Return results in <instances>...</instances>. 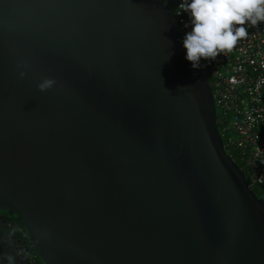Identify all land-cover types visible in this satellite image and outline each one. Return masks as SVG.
<instances>
[{"label": "water", "instance_id": "1", "mask_svg": "<svg viewBox=\"0 0 264 264\" xmlns=\"http://www.w3.org/2000/svg\"><path fill=\"white\" fill-rule=\"evenodd\" d=\"M183 35L162 0H0V215L40 263L264 264Z\"/></svg>", "mask_w": 264, "mask_h": 264}, {"label": "built area", "instance_id": "2", "mask_svg": "<svg viewBox=\"0 0 264 264\" xmlns=\"http://www.w3.org/2000/svg\"><path fill=\"white\" fill-rule=\"evenodd\" d=\"M162 1L173 8L175 28L189 31V17L180 9L183 0ZM244 27L247 35L231 51L200 65L211 83L220 134L226 136L224 150L240 162L248 185L264 199V23ZM25 264L43 263L33 253Z\"/></svg>", "mask_w": 264, "mask_h": 264}, {"label": "clouds", "instance_id": "3", "mask_svg": "<svg viewBox=\"0 0 264 264\" xmlns=\"http://www.w3.org/2000/svg\"><path fill=\"white\" fill-rule=\"evenodd\" d=\"M182 12L189 17L190 30L181 40L184 59L193 69L201 60L215 58L229 52L237 40L247 35L245 24L264 23V0H183ZM53 82L44 80L40 90Z\"/></svg>", "mask_w": 264, "mask_h": 264}, {"label": "trees", "instance_id": "4", "mask_svg": "<svg viewBox=\"0 0 264 264\" xmlns=\"http://www.w3.org/2000/svg\"><path fill=\"white\" fill-rule=\"evenodd\" d=\"M218 126L220 128L219 124ZM224 138L226 139L225 135ZM235 162L240 167V162H238L237 160ZM253 190L256 193V195L259 196V191L257 190V188H253ZM2 215L5 217L7 223L5 226H1L0 224V264H11L5 258L2 257V254L5 253L6 251L9 252L8 247H10L12 243H14L15 246L17 247L18 251L16 255L21 257L20 261L17 262V264H25L29 256L33 254V251H31L32 248L31 250L28 248L29 244L28 245L26 244L25 237L22 236V233L24 232L22 229L21 222L18 218L7 217L4 214Z\"/></svg>", "mask_w": 264, "mask_h": 264}, {"label": "crops", "instance_id": "5", "mask_svg": "<svg viewBox=\"0 0 264 264\" xmlns=\"http://www.w3.org/2000/svg\"><path fill=\"white\" fill-rule=\"evenodd\" d=\"M6 256H5V259L10 262L11 264H17V262L20 261L21 257L16 255L15 256V253H11L10 251L9 252H5L4 253Z\"/></svg>", "mask_w": 264, "mask_h": 264}, {"label": "flooded vegetation", "instance_id": "6", "mask_svg": "<svg viewBox=\"0 0 264 264\" xmlns=\"http://www.w3.org/2000/svg\"><path fill=\"white\" fill-rule=\"evenodd\" d=\"M6 219H5V217L3 216V215H0V224H1V226H5L6 225ZM11 242H14V241H11ZM9 248V251H11V252H13V253H15V255L17 254V247L15 246V244L14 243H12L11 245H10V247H8ZM5 256L6 255H4V253L2 254V257L3 258H5Z\"/></svg>", "mask_w": 264, "mask_h": 264}]
</instances>
